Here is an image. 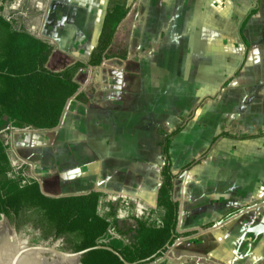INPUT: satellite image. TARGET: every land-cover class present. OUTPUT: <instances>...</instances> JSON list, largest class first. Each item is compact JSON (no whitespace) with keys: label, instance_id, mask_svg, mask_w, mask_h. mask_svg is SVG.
<instances>
[{"label":"crops","instance_id":"0c3cea01","mask_svg":"<svg viewBox=\"0 0 264 264\" xmlns=\"http://www.w3.org/2000/svg\"><path fill=\"white\" fill-rule=\"evenodd\" d=\"M15 2L18 9L22 8L21 13L17 14L19 11L12 6L7 7L6 12L13 13L19 27L49 41L55 47L53 54L57 49L55 41L60 42V49L67 52L70 47H65V41L74 40L71 50H77L79 57L85 59L78 58L56 71L90 58L97 46L109 4V0ZM128 6L129 13L117 29L110 57L100 66L81 69L76 76L81 91L91 85L95 88V93L89 96L90 103L72 98L59 127L41 130L46 133L43 136L50 138L43 147H37L30 154L43 165V174L38 171L44 177L43 182L38 179L43 189L47 186L48 194L67 196L102 191L115 200L122 197L144 203L147 206L142 204L138 213L142 216L148 208L157 205L162 183L159 143L154 146V139L161 133L145 131L144 127L145 110L148 119L159 120L161 88H182L185 102L196 105L189 116L192 113L195 116L198 106L210 99L223 105H248L249 111L237 116L238 120L248 116V121L253 122V125L248 123V132L256 126L255 114L264 118V0H128ZM241 29L246 41L241 36ZM125 50L126 58L123 59L120 56ZM84 76L86 79L82 81ZM14 130L10 133L15 148L24 149L29 141L39 143V137L30 140L29 131ZM186 132L193 133L182 131L177 136ZM207 132L210 141L200 156L187 164L210 150L201 162L206 160L223 141L264 140V131L242 135L227 130ZM224 132L232 138L223 137L213 144L214 139ZM184 144H189V140L185 138ZM10 154L12 159L13 152ZM172 163V171L176 174L173 159ZM53 167L55 179H45L47 170ZM154 170L157 175L155 193L152 191ZM183 195L186 197L187 191ZM193 200L183 214L182 210L180 212L179 231L199 230V233L180 239L166 255L154 262L245 264L239 258L226 261L210 257L209 252L215 254L223 245L232 249L230 245L238 244L239 238L235 231L223 236L219 230L211 228L214 225L220 227L221 220L230 221L251 206L241 205L225 211L223 208H209L204 201L195 204ZM242 208L245 209L228 217ZM120 218L128 227H136V222L131 224L133 220L128 218L126 211L121 210ZM205 226L209 227L203 230ZM207 229L211 230L207 232ZM246 250L253 251L250 247ZM251 257L248 259L250 264L254 263Z\"/></svg>","mask_w":264,"mask_h":264},{"label":"trees","instance_id":"16d2710c","mask_svg":"<svg viewBox=\"0 0 264 264\" xmlns=\"http://www.w3.org/2000/svg\"><path fill=\"white\" fill-rule=\"evenodd\" d=\"M15 1L0 0V219L5 216L11 220L23 217L33 220L47 231H54L56 238L68 236L74 252L96 247L103 240L101 247L88 252L81 264H150L164 256L178 240L199 233V230L179 231L181 189L177 179L180 173H173L170 154L173 137L186 128L194 113L183 118L173 132L160 131L165 137L162 183L156 207L146 210L142 216L136 212L135 202L122 197L115 200L102 191L48 196L47 186L42 189L37 179L26 174L27 165L13 164L11 145L3 135L4 130L7 133L13 128L28 127L53 130L61 124L72 98L89 104L95 88L91 85L81 91L76 76L81 69L100 66L110 57L117 29L130 10L128 0H109L101 34L90 58L56 71L48 66L55 47L19 27L13 13L6 12ZM241 36L246 41L242 29ZM120 57L126 58V50ZM223 137L232 138L224 132L213 144ZM209 152L187 164L181 172L192 169ZM243 209L233 211L228 217ZM121 210L136 222V227L123 223Z\"/></svg>","mask_w":264,"mask_h":264},{"label":"rangeland","instance_id":"374dc122","mask_svg":"<svg viewBox=\"0 0 264 264\" xmlns=\"http://www.w3.org/2000/svg\"><path fill=\"white\" fill-rule=\"evenodd\" d=\"M12 7L16 10L19 6L15 2L12 4ZM17 10L16 12L19 14L22 8H17ZM73 41H65V47H70V50L73 49L74 46L71 44ZM55 42L57 49L49 62L51 69H60L63 65L73 62L78 58L85 60L83 59L84 57H79L81 55H79L77 50L70 51L68 48L66 52L64 48L60 49V42ZM92 42L90 40L89 43L92 44ZM88 71L90 75L91 70L88 69ZM85 79L86 76L83 77L82 81ZM160 92V103L158 105L160 109L159 120L148 119L149 114L145 110V131L150 130L154 131V133L155 131L161 130L173 131L182 123V118L189 116L190 112L196 106L195 103L188 104L185 102L186 100L182 96V88H161ZM173 93L179 95L173 97L171 96ZM248 111V105H223L216 100L206 99L198 106L193 120L188 122L186 129L183 130L193 131V133L186 132L184 135L181 134L173 139L172 159L175 165V173H180L177 179V185L181 189L182 214L191 204L192 199H194L193 202L195 204H198L199 201H204L209 208H223L225 211L228 209L231 211L241 205L251 206L249 209H245L242 213L237 214L230 221L221 220L219 223L220 227L214 225L211 228L219 230V233L223 236H228L235 231L238 233L239 238L238 244L230 245L232 249H228L229 246L223 245L220 251H217L215 254L209 252L210 257L214 256L226 261L239 258L241 263L250 264L248 263V259L252 255L250 259L254 261L252 264H264V140L259 139L254 142L223 141L206 160L196 165L193 169L184 172L180 171L181 167L190 162L192 158L199 157L205 149L211 139L207 131L227 130L239 135L251 132L255 134L264 131V118L260 114H255L257 115V120L255 121L256 126L250 132L247 130L248 123L253 125V122L248 121V116L245 119H237L238 114L244 115L243 112ZM24 130L29 131L30 140L33 139L34 141L32 137H39V143L35 144L29 141L30 143L28 142L24 149L20 146H18L19 148H15L14 142H11V133H7V130H4V137L10 140V153L13 152L12 161L17 167L27 165L26 174L29 177H37L43 182L44 177H41L39 174V172L43 174L41 170L43 165L31 156V151H35L37 147H43L47 138L50 137L43 136L46 133L38 129L28 128ZM11 131H15L14 128ZM185 138L189 140V144H184ZM163 141L164 136L161 134L154 139V146L157 142L159 143L158 163L160 167V182L161 168L164 164L162 158ZM150 164H146L145 166H150ZM146 171L148 172V170ZM47 172L45 179H55L56 170L54 167L53 169L47 170ZM155 175L156 170H154L153 174L154 189L152 191L154 193L157 190V175ZM185 191H187L186 197L183 195ZM202 194L203 196L200 197ZM190 195L192 198H190ZM135 204V210L139 213L144 203L141 204L135 201ZM144 206L147 205L144 204ZM0 221L3 220L0 219ZM133 223L134 220L131 224ZM211 229L205 231L208 232ZM247 247L252 248L253 251H247ZM150 264H158V262H152Z\"/></svg>","mask_w":264,"mask_h":264},{"label":"water","instance_id":"95a60500","mask_svg":"<svg viewBox=\"0 0 264 264\" xmlns=\"http://www.w3.org/2000/svg\"><path fill=\"white\" fill-rule=\"evenodd\" d=\"M28 128L36 129L33 127ZM14 129L24 130L19 128ZM32 178L37 179L43 189L42 182L37 177L33 176ZM43 192L47 194L44 190ZM1 219H3L5 225L0 227V264H81L83 257L91 250L101 247L100 245L103 242L101 240L98 246L78 252L59 250L57 248L58 244L54 246L45 244L34 245L31 244V238L25 231L15 229L7 217L2 216ZM109 249L113 250L110 247ZM114 252L119 254L116 251ZM121 259L125 261L122 257Z\"/></svg>","mask_w":264,"mask_h":264},{"label":"flooded vegetation","instance_id":"af4514ba","mask_svg":"<svg viewBox=\"0 0 264 264\" xmlns=\"http://www.w3.org/2000/svg\"><path fill=\"white\" fill-rule=\"evenodd\" d=\"M10 224L18 231H25L31 238V244H45L48 246H54L58 244L57 248L59 250L72 251V240L68 236H62L56 238L55 232L47 231L42 225L36 223L35 221H27L26 217L17 219H9Z\"/></svg>","mask_w":264,"mask_h":264},{"label":"bare ground","instance_id":"6f19581e","mask_svg":"<svg viewBox=\"0 0 264 264\" xmlns=\"http://www.w3.org/2000/svg\"><path fill=\"white\" fill-rule=\"evenodd\" d=\"M2 225H5L4 221H0V227H2Z\"/></svg>","mask_w":264,"mask_h":264}]
</instances>
